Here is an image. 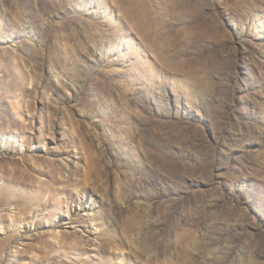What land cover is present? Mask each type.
I'll return each mask as SVG.
<instances>
[{
    "label": "rangeland",
    "instance_id": "1",
    "mask_svg": "<svg viewBox=\"0 0 264 264\" xmlns=\"http://www.w3.org/2000/svg\"><path fill=\"white\" fill-rule=\"evenodd\" d=\"M0 264H264V0H0Z\"/></svg>",
    "mask_w": 264,
    "mask_h": 264
},
{
    "label": "bare ground",
    "instance_id": "2",
    "mask_svg": "<svg viewBox=\"0 0 264 264\" xmlns=\"http://www.w3.org/2000/svg\"><path fill=\"white\" fill-rule=\"evenodd\" d=\"M11 215H13L14 216V210L13 211H11ZM14 217H12V219H13ZM15 219V218H14ZM14 223V227H15V229L16 230H18V229H20V227L18 226V224H16V221L15 222H13Z\"/></svg>",
    "mask_w": 264,
    "mask_h": 264
}]
</instances>
